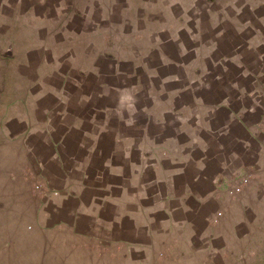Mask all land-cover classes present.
I'll return each instance as SVG.
<instances>
[{"label":"rangeland","instance_id":"1","mask_svg":"<svg viewBox=\"0 0 264 264\" xmlns=\"http://www.w3.org/2000/svg\"><path fill=\"white\" fill-rule=\"evenodd\" d=\"M3 1L14 4L16 0H0V4ZM174 1L181 5L170 6ZM10 3L0 7L6 16L2 19L0 13V33L28 29L33 23L27 17L16 27L12 16L27 13L35 4L37 15L51 19L45 23L46 29H39L43 37L46 30L77 33L83 29V19L72 16V9L61 15L59 7L58 17L54 12L57 5L71 0H22L17 8ZM113 3L101 0V14L95 10L93 16L98 29L96 43L111 45L113 53L98 58L95 75L79 74L65 62L61 77L65 78V95L74 101L87 96L91 100L83 107H74L73 102L70 116L60 123L77 126L91 136L101 130L92 141L73 134V141L85 147L97 142L100 155L90 158L93 168L104 161L117 166L131 164L132 168L141 166L142 161L156 165L157 174L151 169L147 173L151 195L174 190L202 197L213 189V179H224L229 195L216 202L206 200L201 216L192 215L196 229L203 231L204 217L216 213L226 219L223 230L227 226L229 236L226 242L211 236L216 249L226 243L220 255L213 253V264H264V168L256 169V155L264 164V133L258 128L262 140L251 133L249 139L228 119L241 114L250 127H256L260 116L264 120V0H149L142 9L140 4L130 6L135 1L117 0L116 7ZM93 27L82 32L90 33ZM78 40L80 46H87L90 37ZM6 47V39L0 37L1 59ZM64 48L67 45H60L59 50ZM130 48L136 53L127 54ZM31 59L38 61L34 55ZM0 69V81L4 82L10 72L1 62ZM22 72L20 80L25 79L28 85L31 82L34 92L41 89L35 80L44 84L51 74L44 69ZM47 80L61 85L56 75ZM49 96L43 100H51ZM57 121L54 119V125ZM4 163L1 153L0 164ZM134 170L135 191L140 190V183ZM156 175L163 178V184H151ZM237 187L242 191H236ZM13 194L12 184L4 181L0 170V264H36L31 258L34 260L37 252L29 246V238L9 230V224L25 218L16 214L19 200H14ZM155 201L150 198L145 203ZM186 201V208L195 207L192 200ZM222 207L227 209L226 216L219 212ZM26 219L23 224L28 223Z\"/></svg>","mask_w":264,"mask_h":264},{"label":"crops","instance_id":"2","mask_svg":"<svg viewBox=\"0 0 264 264\" xmlns=\"http://www.w3.org/2000/svg\"><path fill=\"white\" fill-rule=\"evenodd\" d=\"M112 1L116 7L117 0ZM130 1H135L131 7L140 4V9L149 4V0ZM8 3L3 1L0 7H9ZM13 3L10 7L17 8L22 0ZM100 3L101 0H71L70 4L57 5L54 9L57 17L60 7L61 15L72 9V16L79 15L83 19V29L77 33L46 30L43 37L39 29H46L44 25L51 19L47 15H37L36 4L27 13L12 16L11 22L16 27L22 17H27L29 23H33L28 29L23 27L21 31L13 29L8 34L0 33L7 41L2 55L13 58L6 59L7 62L4 57L0 58L3 68L10 72V78L0 81V158L2 153L7 162L0 164V170L4 181L12 184L14 200H19L17 208L14 207L18 209L16 214H24L28 222L23 224V218L18 223H11L9 230L14 235L29 238V246L37 252L34 260L31 258L36 264H213V253L220 255L226 243L220 250L216 249L211 236L226 242L225 237L229 236L227 226L223 230L226 219L216 213L205 216V229L198 233L192 215L201 216V207L206 200L216 202L229 195V189L222 183L224 179H213V189L202 197L176 194L174 190L151 195L147 173L151 169L157 174L156 165L142 161L141 166L132 168L131 164L117 166L104 161L97 169L93 168L90 158L100 155L96 152L97 142L85 147L73 141L76 136L73 134L92 141L99 137L101 130L91 136V132L80 131L77 126L67 127L60 123L70 116L74 105L83 107L91 100V96H87L74 101L65 95V78H61L65 62L79 74L95 75L99 68L98 58L113 53L111 45L101 47L96 43L98 29L93 16L95 10L101 14ZM179 4V1L169 3L170 6ZM5 17L1 15L2 19ZM90 25L94 26L90 33L82 32ZM86 36L90 37L89 44L80 46L78 39ZM60 45H67V48L60 51ZM126 53L136 52L130 48ZM32 55L37 56L38 61L31 59ZM41 69L51 72L50 77L60 78L61 85L51 84L47 80L50 77L44 79V84L41 79H36L34 83L48 91L34 92L30 81L28 85L25 79L20 80L23 70L37 72ZM46 95H50L51 100H43ZM54 119H58L57 125H54ZM228 119L249 139L251 133L262 140L258 130L260 128L264 133L261 116L256 127H250L241 114ZM256 158V169L260 172L264 164L261 157L256 155ZM133 170L140 190H133ZM155 178L151 184L164 183L162 177L156 175ZM106 179L109 182H105ZM237 189L242 191L240 187ZM150 198L156 201L147 205L145 202ZM186 199L192 200L195 207L186 208ZM226 210L222 207L219 212L226 216Z\"/></svg>","mask_w":264,"mask_h":264}]
</instances>
